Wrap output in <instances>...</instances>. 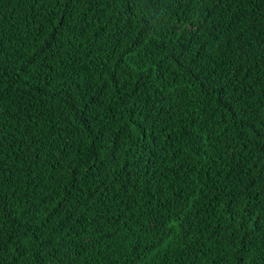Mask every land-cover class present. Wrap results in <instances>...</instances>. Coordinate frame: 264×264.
<instances>
[{
  "label": "trees",
  "instance_id": "16d2710c",
  "mask_svg": "<svg viewBox=\"0 0 264 264\" xmlns=\"http://www.w3.org/2000/svg\"><path fill=\"white\" fill-rule=\"evenodd\" d=\"M0 264H264V0H0Z\"/></svg>",
  "mask_w": 264,
  "mask_h": 264
}]
</instances>
